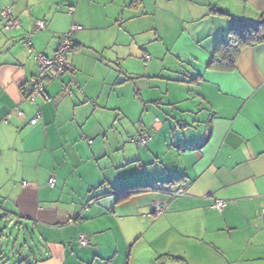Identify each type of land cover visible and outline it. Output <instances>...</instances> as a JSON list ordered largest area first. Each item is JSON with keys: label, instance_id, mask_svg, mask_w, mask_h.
I'll return each instance as SVG.
<instances>
[{"label": "crops", "instance_id": "1", "mask_svg": "<svg viewBox=\"0 0 264 264\" xmlns=\"http://www.w3.org/2000/svg\"><path fill=\"white\" fill-rule=\"evenodd\" d=\"M6 7L21 29L7 33L0 17V218L37 236L34 264H160L164 255L185 261L166 264H264V42L243 47L230 71L208 68L231 21L257 22L264 0H0ZM37 20L43 31H33ZM72 25L82 27L67 53L72 71L48 75L29 102L35 54L51 57ZM29 35L32 45L20 46ZM108 48L111 60L145 62L143 75L125 72L114 85L189 80L194 107L167 87L141 97L158 104L166 94L162 117L120 127V109L98 102L105 82L95 92L106 78L82 66ZM143 134L151 139L137 146ZM170 181L171 191L185 185L183 196L155 190ZM138 185L148 188L115 202L118 188ZM154 202L168 203L159 217ZM81 234L89 247L78 248Z\"/></svg>", "mask_w": 264, "mask_h": 264}, {"label": "rangeland", "instance_id": "2", "mask_svg": "<svg viewBox=\"0 0 264 264\" xmlns=\"http://www.w3.org/2000/svg\"><path fill=\"white\" fill-rule=\"evenodd\" d=\"M13 32L14 30L11 32L7 31V33ZM132 48H130V50ZM110 49L108 48L106 51H102L104 54V58L99 59L98 62H95L93 60L90 61L88 58H85L84 62H82L85 65L82 66L86 72L93 71V73L97 76L96 79L100 77V72L98 73V70H101L102 72L101 77H103V79L106 78V80H101L96 84L98 90H95V92L99 93L101 86L105 82V92H103L98 102L107 103V101H109V105L118 107L120 109H117L116 111L119 116L120 123L118 124H121L120 127H123L124 125L128 126L129 123L127 120L137 121L141 116L143 117V120H154L156 116L162 117L163 112H159V110L161 109L162 111L163 109L167 110L170 108L167 102L169 98L166 94L163 95L164 100L162 102H159L158 104L157 102H153L143 105V103L141 102V97H143L147 101L148 99L156 100V97H161V94L165 92V89L167 87H170L168 95H175V98L180 97V99H182L180 105L181 108L194 107L191 101L196 97V95L194 89L192 88V85H190V83H187L189 82V80H187L186 83L181 82L174 84V82H167L165 80L158 79L156 76L148 80L138 77V79L124 82L121 85H114L119 76L122 79H125L129 76L126 75L125 72L134 74L139 73L140 76L143 75L142 73H145V62L141 58V56L137 57L138 60H136L135 58L134 60H111ZM85 52H88V50L85 49ZM84 55H88V53H83V56ZM155 61L153 60L152 63H154ZM167 65L170 66L171 62H168ZM151 66L152 65L148 67V72L150 73L156 70L151 69ZM97 74L99 75V77ZM163 75H171L172 78L178 77L176 74H168L167 72H164ZM146 82H149V84L153 87L147 86ZM72 88H74L73 85ZM189 89L191 90L189 91ZM147 106H150V108L148 109ZM145 107L146 112H143ZM162 133H168L167 124H165V129H163ZM24 225L26 226V224ZM24 230V228L19 229V227L15 223H9V221L6 219L0 220V232H2V237H0V264H31L33 263V259L38 260L40 259V257H42V253L40 252L41 243L38 242L37 236L27 234L26 232H24ZM78 248L80 247L78 246Z\"/></svg>", "mask_w": 264, "mask_h": 264}, {"label": "built area", "instance_id": "3", "mask_svg": "<svg viewBox=\"0 0 264 264\" xmlns=\"http://www.w3.org/2000/svg\"><path fill=\"white\" fill-rule=\"evenodd\" d=\"M0 17L5 20L4 29L8 32L15 31L21 29V22L12 16V12L10 7L3 8L0 11ZM33 31H43L45 29V22L42 20H37L33 23ZM82 27L79 25H72L70 31L62 35L59 39L57 48L55 49L53 55L48 57L43 53H36L34 56V60L38 66L37 75L33 77V79L27 83L26 86V99L33 103L36 101L35 97L37 95L42 94L44 91V80L48 75L52 76L53 78H58L66 72L72 71L71 65L67 60V53L70 51L72 46L71 36L72 33L76 30H81ZM22 47H30L32 45L31 36L25 37L21 42ZM72 85L66 87L67 94L70 95ZM75 85V84H74ZM18 112V111H17ZM20 114V112H18ZM40 116H36L30 121L31 125L36 124ZM151 137L148 134H143L136 138L134 142L137 146H145ZM50 185H53V180L49 181ZM185 185L179 186L174 191L169 190V187L166 189V194L171 196L172 198H177L184 195L185 192ZM224 206L223 201L215 200L213 204V208L221 212ZM168 208V203L164 202H154L151 207V216H160L162 215ZM262 219L264 221V208L262 209ZM79 245L82 248H87L90 246V240L87 236L81 235L79 238Z\"/></svg>", "mask_w": 264, "mask_h": 264}, {"label": "trees", "instance_id": "4", "mask_svg": "<svg viewBox=\"0 0 264 264\" xmlns=\"http://www.w3.org/2000/svg\"><path fill=\"white\" fill-rule=\"evenodd\" d=\"M262 42H264V15L263 14L257 22H242V21L232 20L229 31H228V38L227 40H224L218 43V45L216 46L214 50L213 57L208 63V68L223 70V71H230L234 69L236 56L239 54L240 50L243 47L259 44ZM173 181L164 183L163 185H161V183H158V184L155 183L153 185L156 186L155 187L156 191H159L162 189H164L165 191L167 187L170 184H172ZM176 181H180V180H176ZM179 186H182V185H179ZM147 188H148L147 185H138L136 187H131V188L130 187L118 188L116 191H118L119 193L115 194L116 196L115 202L119 203L123 201L124 199L130 197L134 193H140L142 191H146ZM153 217H159V216H153ZM1 219L2 217L0 218V220ZM79 221H81L80 217L75 219V222H79ZM0 237H2V232H0ZM77 244L80 247L79 239H78ZM35 261L37 260L33 259V263L31 264H34ZM157 261L160 264H166L169 261L185 263V261L181 258H176V257L174 258L168 255L159 256L157 258ZM23 264H26V263H23Z\"/></svg>", "mask_w": 264, "mask_h": 264}]
</instances>
